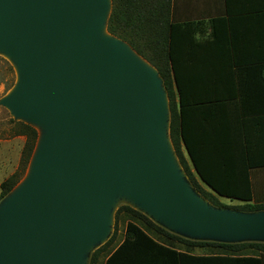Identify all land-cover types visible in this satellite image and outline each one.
<instances>
[{
    "label": "water",
    "instance_id": "95a60500",
    "mask_svg": "<svg viewBox=\"0 0 264 264\" xmlns=\"http://www.w3.org/2000/svg\"><path fill=\"white\" fill-rule=\"evenodd\" d=\"M111 12L112 0H0V51L18 75L0 104L42 128L0 205V264H89L121 201L186 239L264 243V211L215 209L190 184L163 80L108 32Z\"/></svg>",
    "mask_w": 264,
    "mask_h": 264
},
{
    "label": "trees",
    "instance_id": "16d2710c",
    "mask_svg": "<svg viewBox=\"0 0 264 264\" xmlns=\"http://www.w3.org/2000/svg\"><path fill=\"white\" fill-rule=\"evenodd\" d=\"M174 0H112L108 32L126 42L140 57L154 67L163 80L171 113L170 139L180 165L195 191L216 208H226L219 198L239 201L244 212L264 211V203L254 200L248 174L224 177L204 170L195 148L189 141L186 127L187 101L181 61L193 54L204 42L197 39L200 30L195 23L176 22ZM15 134L26 137L21 171L1 184L0 199L7 197L25 174L35 150L39 133L31 125L14 122ZM205 167V166H204ZM210 167V166H208ZM238 173V166H223ZM224 173V172H221ZM204 185L215 194L209 192ZM120 223H126L125 238L113 250L109 247L118 237ZM202 249L207 256H193ZM89 264H264V243L236 244L193 241L178 236L153 222L128 205H121L115 216L111 239L90 255Z\"/></svg>",
    "mask_w": 264,
    "mask_h": 264
},
{
    "label": "crops",
    "instance_id": "0c3cea01",
    "mask_svg": "<svg viewBox=\"0 0 264 264\" xmlns=\"http://www.w3.org/2000/svg\"><path fill=\"white\" fill-rule=\"evenodd\" d=\"M173 18L199 25L204 42L181 61L189 141L204 170L248 174L254 200L264 203V0H174Z\"/></svg>",
    "mask_w": 264,
    "mask_h": 264
},
{
    "label": "rangeland",
    "instance_id": "374dc122",
    "mask_svg": "<svg viewBox=\"0 0 264 264\" xmlns=\"http://www.w3.org/2000/svg\"><path fill=\"white\" fill-rule=\"evenodd\" d=\"M17 82H18V75L13 62L10 60V58L7 55H5L3 52L0 51V103L14 90V88L17 85ZM13 121L30 124L24 120L16 118L7 108L3 107L0 104V187L1 184L5 182L7 179H9L12 175L21 171V159H22L24 146L26 143V137L15 134L16 127L15 124H13ZM30 125L33 126L38 131L39 135H41L42 128L39 125L36 124H30ZM29 166H30V162L19 184L22 183L24 181V178L27 177ZM183 176L185 177L184 174ZM0 193H1V189H0ZM5 199L6 197L2 200L0 199V205ZM219 199L221 204L226 207L224 209L227 211H233L242 214L255 213V212H244V211L236 210L235 208L243 206V204L240 203L239 201H231L225 198H219ZM121 205H129V204L124 201H121L117 206V209L114 214L115 216ZM213 208L216 209V207ZM115 216L112 222L111 233L109 237L103 243L101 242L95 245L91 249L90 254L103 247L111 239L115 228ZM125 228H126V223H120L118 228L117 240L114 244H112L109 247V250L115 249L123 241V239L125 238Z\"/></svg>",
    "mask_w": 264,
    "mask_h": 264
},
{
    "label": "bare ground",
    "instance_id": "6f19581e",
    "mask_svg": "<svg viewBox=\"0 0 264 264\" xmlns=\"http://www.w3.org/2000/svg\"><path fill=\"white\" fill-rule=\"evenodd\" d=\"M109 1V0H108ZM98 37L100 38V39H107V40H111V41H113V38H112V36H110L108 33H107V31H106V28H105V26L103 27H101V29L99 30V33H98ZM129 53H130V55L132 56V58L134 59V60H136L141 66H143L144 68H146V69H148V70H150V71H152L153 73H154V71L148 66V64L143 60V59H141V58H139L135 53H133L131 50H129ZM167 127V126H166ZM166 142H167V144H168V148H169V150H170V153L172 152V149H171V145L169 144V142L167 141V139H166ZM36 155V154H35ZM172 155V154H171ZM33 164V163H32ZM25 179V178H24ZM125 201H127V200H125ZM128 202L130 203V204H132V205H135V203H133V202H131L130 200H128ZM104 239V238H103Z\"/></svg>",
    "mask_w": 264,
    "mask_h": 264
}]
</instances>
